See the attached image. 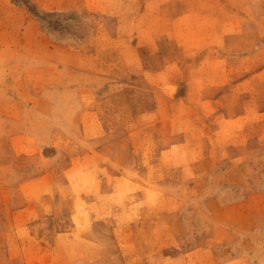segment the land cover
<instances>
[{"label":"rangeland","instance_id":"obj_1","mask_svg":"<svg viewBox=\"0 0 264 264\" xmlns=\"http://www.w3.org/2000/svg\"><path fill=\"white\" fill-rule=\"evenodd\" d=\"M0 264H264V0H0Z\"/></svg>","mask_w":264,"mask_h":264},{"label":"crops","instance_id":"obj_2","mask_svg":"<svg viewBox=\"0 0 264 264\" xmlns=\"http://www.w3.org/2000/svg\"><path fill=\"white\" fill-rule=\"evenodd\" d=\"M104 99V98H103ZM117 115L116 117H118L119 115H123V116H127V117H133L134 115H137L138 113H135L133 116H131V114H127L126 112H123L122 114H120V113H116L115 111H112V112H107L105 115ZM122 116V117H123ZM105 150V148H101V149H98V151H104Z\"/></svg>","mask_w":264,"mask_h":264},{"label":"bare ground","instance_id":"obj_3","mask_svg":"<svg viewBox=\"0 0 264 264\" xmlns=\"http://www.w3.org/2000/svg\"><path fill=\"white\" fill-rule=\"evenodd\" d=\"M47 6V5H46Z\"/></svg>","mask_w":264,"mask_h":264}]
</instances>
